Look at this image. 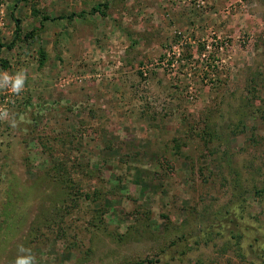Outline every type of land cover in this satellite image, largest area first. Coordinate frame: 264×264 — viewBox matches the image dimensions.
I'll use <instances>...</instances> for the list:
<instances>
[{
  "label": "rangeland",
  "instance_id": "374dc122",
  "mask_svg": "<svg viewBox=\"0 0 264 264\" xmlns=\"http://www.w3.org/2000/svg\"><path fill=\"white\" fill-rule=\"evenodd\" d=\"M0 10V72L26 74L20 93L0 88V264L29 252L36 264H260L248 245L264 242L254 194L264 0H0ZM13 19L23 34L40 30L35 42L6 47ZM182 37L184 59L221 64L214 79H143L139 68ZM217 37L223 50L208 54ZM54 161L66 170L57 184ZM235 227L248 235L241 252Z\"/></svg>",
  "mask_w": 264,
  "mask_h": 264
},
{
  "label": "built area",
  "instance_id": "2783aa9c",
  "mask_svg": "<svg viewBox=\"0 0 264 264\" xmlns=\"http://www.w3.org/2000/svg\"><path fill=\"white\" fill-rule=\"evenodd\" d=\"M203 2H200L202 4ZM0 30L4 28V19L2 16V10H0ZM213 36V34H212ZM219 38L212 39L210 45L206 44V49L208 50V54L213 47H219V51L223 50V45ZM188 41L186 38L182 37L181 40L177 43L171 44L166 51L164 52L163 56L154 59L149 64H144L139 68V73L143 79H146L150 73L154 72H161L165 73L167 76L176 78V77H186V78H193L196 75L201 76L200 81L204 84L210 82L212 78L215 76L213 73V69H221V64L215 61L213 64H209L206 62L207 54L203 53L202 55L198 56L197 59L192 57L190 60L184 59V51L186 50V46L188 45ZM199 59V63H197ZM205 59V61H204ZM209 66V67H208ZM204 71L207 73V78L204 77ZM214 79V78H213ZM64 81V80H63ZM61 81V82H63ZM187 94L188 100L193 101L197 96V90L193 88V86L189 85L187 87ZM7 102V100L5 101ZM5 105H3L4 107ZM2 108V107H0Z\"/></svg>",
  "mask_w": 264,
  "mask_h": 264
},
{
  "label": "trees",
  "instance_id": "16d2710c",
  "mask_svg": "<svg viewBox=\"0 0 264 264\" xmlns=\"http://www.w3.org/2000/svg\"><path fill=\"white\" fill-rule=\"evenodd\" d=\"M19 1L24 3V4H28V3H30V2H32L34 0H19ZM98 8H100V7H95V8L93 7V9L91 10V13L94 14L95 12H99V13H101L103 15L101 9H98ZM38 13H39V11L35 8V5L32 4L31 15L32 16H38ZM74 16H76V15L75 14H71V15H69L66 18H68L69 20H72L74 18ZM60 18L62 19L63 17H60ZM42 20L43 21H47V20H50V18L44 16L42 18ZM13 22H14V30H13V35L14 36H13L12 41L9 43V45L6 46L9 50H11L14 46H16L17 43L31 44V43L35 42V39H37V37L39 36L40 30H32L30 32H27V33L23 34L22 30H21V27H20V21L17 20V19H13ZM2 47L3 46L0 45V50H1ZM38 54H39V59H38L39 67H42L44 65V62L46 60L47 55H46V53L44 52L43 49H40ZM0 65H1L2 68H6L8 66L7 61L3 60V59H0ZM259 116L261 117V120L264 121V112L261 115H259ZM243 121H244V119L241 117L239 119L238 124L235 126V128L233 130H231V134L233 136H236L238 134L236 128H240V126H243L242 125ZM248 140L249 141H255L254 140V136H252V138L250 136V138ZM53 163H54L53 164V166H54L53 170L56 171L55 172L56 176H53V182L52 183L53 184H57L58 181H59L58 178H60L62 175L64 176L66 170H65L64 163L62 164L60 161L59 162L58 161H54ZM255 190L256 191H254V194L257 196L258 201L263 202L264 201V188L259 189V190L255 189ZM225 212L229 213V211H225ZM228 213H226V214H228ZM234 225H236V224L234 223ZM234 229H236V230L229 231L230 237L236 241L235 244L238 246V251L241 252L244 249L242 247L243 245L241 246L242 241H244L246 238H248V235H245V231L242 232L241 230H237V227H235ZM245 229L249 231L248 228H245ZM248 231H246V232H248ZM252 234L255 235L256 233L253 232ZM2 244L3 243H0V245H2ZM248 248H249V250H251L250 251L251 254L256 258V261H258L260 264H264V242L261 243V240L258 237H254L253 238V244L252 243L249 244ZM144 263H145L144 261H141L138 264H144Z\"/></svg>",
  "mask_w": 264,
  "mask_h": 264
},
{
  "label": "clouds",
  "instance_id": "9594fccd",
  "mask_svg": "<svg viewBox=\"0 0 264 264\" xmlns=\"http://www.w3.org/2000/svg\"><path fill=\"white\" fill-rule=\"evenodd\" d=\"M26 80V74L21 71L16 73L14 76H10L7 72H0V88H10L13 93H20L24 88ZM3 116H7L8 113L5 111L2 113ZM12 126H15V121H12ZM21 252H26L24 248L20 249ZM15 264H36L35 257L30 254L20 257L16 260Z\"/></svg>",
  "mask_w": 264,
  "mask_h": 264
}]
</instances>
